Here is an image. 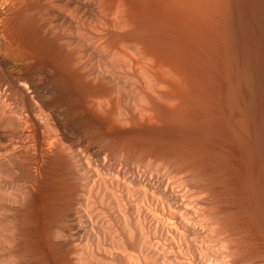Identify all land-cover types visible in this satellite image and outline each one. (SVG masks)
I'll list each match as a JSON object with an SVG mask.
<instances>
[{
  "label": "bare ground",
  "instance_id": "bare-ground-1",
  "mask_svg": "<svg viewBox=\"0 0 264 264\" xmlns=\"http://www.w3.org/2000/svg\"><path fill=\"white\" fill-rule=\"evenodd\" d=\"M0 264H264V0H0Z\"/></svg>",
  "mask_w": 264,
  "mask_h": 264
}]
</instances>
